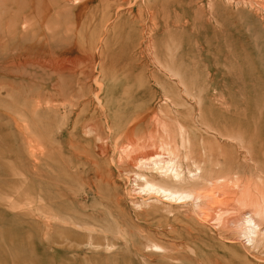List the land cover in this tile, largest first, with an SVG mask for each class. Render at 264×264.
<instances>
[{"label": "rangeland", "instance_id": "obj_1", "mask_svg": "<svg viewBox=\"0 0 264 264\" xmlns=\"http://www.w3.org/2000/svg\"><path fill=\"white\" fill-rule=\"evenodd\" d=\"M0 264H264V0H0Z\"/></svg>", "mask_w": 264, "mask_h": 264}, {"label": "bare ground", "instance_id": "obj_2", "mask_svg": "<svg viewBox=\"0 0 264 264\" xmlns=\"http://www.w3.org/2000/svg\"><path fill=\"white\" fill-rule=\"evenodd\" d=\"M159 156V155H158ZM157 155H153V159H152V167H158V170L161 172V170H163L164 171V173H170V177L173 179L174 178V180L175 179H179V174H178V172L175 170L176 168V166L175 167H173L170 163L171 162H169V164H167V163H165V161H163L161 158H159ZM149 164V163H148ZM145 165V164H144ZM150 165H151V162H150ZM155 167V168H156ZM175 168V169H174ZM154 169V168H153ZM157 170V169H156ZM178 170V169H177ZM158 171V172H159ZM159 172V173H160ZM164 175V174H163ZM191 175V174H190ZM193 175V174H192ZM166 176H168V174L166 175L165 174V177ZM211 179V178H210ZM178 181V180H177ZM207 181H208V179H207ZM180 183V182H179ZM210 183V182H209ZM211 183H213V182H211ZM214 184H216V183H214ZM146 188H147V190L149 191L150 190V192L152 191V192H155L154 194H160V193H162L163 195H165L166 197V200H173V201H178V203L180 202V203H182V202H192L193 204H195V206L197 207V205L202 201L200 198H199V196L197 195V194H192V192H177V191H172V190H169V189H165V188H162V187H158V186H156V185H153V184H149V183H146ZM216 192V191H215ZM200 194V193H199ZM217 196H218V194H217ZM207 197V196H206ZM217 200V199H216ZM182 201V202H181ZM218 201H220V199H218ZM168 202V201H167ZM217 202V201H216ZM176 203V202H175ZM191 203V204H192ZM214 205H216V204H214ZM217 206V208H215V209H217V211H218V206H219V203H218V205H216ZM222 206V204H220V206L219 207H221ZM225 206V205H224ZM229 207V206H228ZM227 207V209H229ZM198 209H199V207H197ZM214 208V207H213ZM195 209V208H194ZM225 210H226V208H224ZM233 209V208H232ZM220 210V209H219ZM214 211V210H213ZM216 211V210H215ZM220 211H222V210H220ZM234 212V211H233ZM235 212H236V210H235ZM218 213H220V212H218ZM218 213H217V215H218ZM224 213V212H223ZM228 213V212H227ZM226 213V214H227ZM237 213V212H236ZM225 215V214H224ZM238 215V213L236 214V216ZM242 215H244V213L242 214ZM221 216V215H220ZM241 216V215H240ZM238 217V216H237ZM241 217H244V216H241ZM240 217V218H241Z\"/></svg>", "mask_w": 264, "mask_h": 264}]
</instances>
